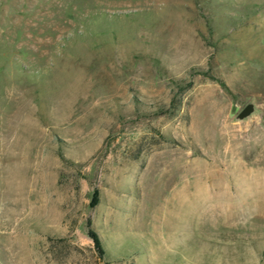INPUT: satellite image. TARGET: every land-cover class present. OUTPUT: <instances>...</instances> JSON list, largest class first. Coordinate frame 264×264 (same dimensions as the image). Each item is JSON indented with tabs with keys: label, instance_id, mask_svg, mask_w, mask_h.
I'll list each match as a JSON object with an SVG mask.
<instances>
[{
	"label": "rangeland",
	"instance_id": "rangeland-1",
	"mask_svg": "<svg viewBox=\"0 0 264 264\" xmlns=\"http://www.w3.org/2000/svg\"><path fill=\"white\" fill-rule=\"evenodd\" d=\"M0 264H264V0H0Z\"/></svg>",
	"mask_w": 264,
	"mask_h": 264
},
{
	"label": "trees",
	"instance_id": "trees-1",
	"mask_svg": "<svg viewBox=\"0 0 264 264\" xmlns=\"http://www.w3.org/2000/svg\"><path fill=\"white\" fill-rule=\"evenodd\" d=\"M199 73H203V71H199ZM220 83L225 87V84L221 80H220ZM175 84H176L177 88L182 89V88L188 86L189 85V82H188V84L183 85L180 81H176ZM171 107H174V103L173 102H171ZM90 233H91V237L93 238V240H94V242L96 244V248L100 252V255L102 257L106 256V251L103 249L102 244H101V241H100L97 233L94 232V231H91Z\"/></svg>",
	"mask_w": 264,
	"mask_h": 264
},
{
	"label": "water",
	"instance_id": "water-1",
	"mask_svg": "<svg viewBox=\"0 0 264 264\" xmlns=\"http://www.w3.org/2000/svg\"><path fill=\"white\" fill-rule=\"evenodd\" d=\"M255 111V104L253 102H248L245 104L239 112L236 114L235 119L236 120H244L251 116Z\"/></svg>",
	"mask_w": 264,
	"mask_h": 264
},
{
	"label": "bare ground",
	"instance_id": "bare-ground-1",
	"mask_svg": "<svg viewBox=\"0 0 264 264\" xmlns=\"http://www.w3.org/2000/svg\"><path fill=\"white\" fill-rule=\"evenodd\" d=\"M248 171V170H247ZM205 198H206V196H205Z\"/></svg>",
	"mask_w": 264,
	"mask_h": 264
}]
</instances>
